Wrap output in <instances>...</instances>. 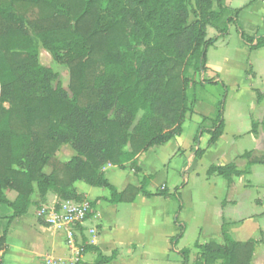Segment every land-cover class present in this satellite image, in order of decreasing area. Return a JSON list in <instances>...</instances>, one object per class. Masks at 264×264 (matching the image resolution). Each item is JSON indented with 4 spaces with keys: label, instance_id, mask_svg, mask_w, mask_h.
I'll use <instances>...</instances> for the list:
<instances>
[{
    "label": "trees",
    "instance_id": "obj_1",
    "mask_svg": "<svg viewBox=\"0 0 264 264\" xmlns=\"http://www.w3.org/2000/svg\"><path fill=\"white\" fill-rule=\"evenodd\" d=\"M189 4L190 0H0V207L8 206L12 218L26 213L33 184L41 200L50 192L59 201L74 203L85 201L76 192L77 182L106 189L109 197L101 199L111 204L132 203L139 194L147 199L167 196L165 189L146 190L152 175L141 176L139 187L128 185L117 192L102 168H129L139 175L143 152L180 136L188 112L186 88L194 82L186 74L189 69L196 75L206 70L207 49L217 40L206 39V29L225 36L228 26L237 24L238 13L221 0H193L191 8ZM190 14L195 18L191 23ZM249 42L250 50L264 47L263 39ZM38 44L57 65L68 68L71 98L57 75L39 65ZM223 113L224 104H218L207 146L223 133ZM255 129L252 124V134ZM63 145L74 155L57 163L55 154ZM195 154L201 156L203 150ZM250 156H241L247 160L243 171L229 163L210 167L207 174L231 184L233 177L247 175L251 165H264V157ZM7 190L16 192L14 201L6 199ZM94 204L88 202L90 208ZM89 216L90 212L86 219ZM221 237L223 245L194 243L193 264H251L257 241H234L224 220ZM78 249L98 252L83 237ZM179 255L181 264L189 263V249H181ZM113 259L115 253H98L94 264Z\"/></svg>",
    "mask_w": 264,
    "mask_h": 264
},
{
    "label": "rangeland",
    "instance_id": "obj_2",
    "mask_svg": "<svg viewBox=\"0 0 264 264\" xmlns=\"http://www.w3.org/2000/svg\"><path fill=\"white\" fill-rule=\"evenodd\" d=\"M221 1L226 7L237 10V24L229 25L227 35L222 37H218L217 32L208 26L206 39L211 41L215 38L217 40L207 49L206 70L200 75H196L189 69L186 74V77L193 79L194 82L189 83L186 88L188 112L183 121L185 128L180 140L184 155L172 160L167 175L166 170H158L176 151L178 142L171 143L164 150L161 148L150 150L143 161L146 174L153 176L146 190L154 193L156 190L165 189L168 193L166 197H161V199L157 197L151 199L150 207H145V211L147 208L157 210L156 232L152 236V239H155L156 250L155 254L151 256L153 259L147 260L148 264H162L157 259L161 257L158 249L165 246L162 235L170 234L171 231L175 230V226L171 224V216H168V211H173L176 216L182 211L180 219L185 225L181 231H184L185 236L181 242V247L190 250L191 258L197 254V250L193 247L196 240L210 241L206 240L204 236L200 238V231L203 233L206 230L214 233V227L218 224L215 207L218 205L217 201H223L226 189L223 185L225 180L221 177H217L213 186L206 185L212 183L208 179L211 175H208L207 171L210 165L218 166L227 163L229 160L224 159V157H229L232 153L241 154L252 151L254 146L247 130L251 128L253 118L262 121L264 130V47L256 50L249 49V38L264 40V0ZM191 7H193V0H190L188 5V8ZM212 10L216 11L214 2L212 3ZM194 20L195 18L190 14L188 22L191 23ZM252 43L254 44L255 41ZM38 63L42 67L50 68L57 75L62 88L71 98L68 68L57 65L40 44H38ZM252 71L261 78L254 83L247 79V76L255 75ZM198 101L200 103V106L197 105L198 111L204 113L207 118L203 123H201V117L194 114V107ZM218 104H224V133L222 140L215 147L207 148L206 141L210 137L211 120L215 117ZM4 108H8V105L5 104ZM140 116L141 112L136 115L134 124ZM193 121L201 124L197 135L198 143L193 141L197 134L194 135V131L191 129ZM205 129H210L208 134H206ZM198 148L205 150V154L201 158L195 154ZM73 155L74 152L68 146H61L55 154V160L57 163H63ZM250 157L258 160L263 158L254 155ZM179 170H181L180 173ZM50 171L51 166L44 168L45 173H50ZM118 172L119 169L114 168L108 172V175L114 180V177L119 174ZM243 178H245L244 183L242 185L236 183L235 190L228 193V196H232L237 201L236 222L238 224L243 223L242 226L246 225V230L250 232H253L256 227L264 229V206L259 205V201H264V166L254 164L251 168V175ZM238 182L240 181L238 180ZM183 187L185 188L179 195L177 192ZM164 200H167L166 203ZM82 203L88 204V201ZM59 205L56 204L57 207L55 206L54 209L58 210ZM3 226L2 223L0 227ZM77 226L80 225H76V229H78ZM141 227L143 226L141 225ZM260 239L263 240L264 237L261 235ZM21 245L23 246V244ZM13 251L11 261L8 255L5 256L7 264L31 263L29 258H24V251ZM75 251H78V248ZM68 254H71V247ZM82 263V259L78 256V264ZM251 264H264V246L257 252Z\"/></svg>",
    "mask_w": 264,
    "mask_h": 264
},
{
    "label": "crops",
    "instance_id": "obj_3",
    "mask_svg": "<svg viewBox=\"0 0 264 264\" xmlns=\"http://www.w3.org/2000/svg\"><path fill=\"white\" fill-rule=\"evenodd\" d=\"M252 72L255 75L247 76V79L250 80L249 82L254 83L261 79L256 72ZM219 80L223 82L221 79ZM256 103L259 105L258 102ZM197 105L200 106L199 101L194 107V114L199 117H206L204 113L198 111ZM250 118L252 119V116ZM192 123L191 129L194 131L195 135L199 127V122L193 121ZM252 124L256 125L255 134L251 133V128L247 130L254 146L252 151H249L250 155L264 157L263 123L260 119L253 118L251 121V127ZM184 128L185 124L182 123V132L180 136L175 137L162 145L149 148L140 155L138 160L140 168L139 175H135L132 170L126 168L124 170H119V174L114 177L113 180L110 175H108V172L117 168L106 165L102 168L105 178L117 192H122L128 185L139 187L141 176L148 175L143 167V161L146 154L152 149L161 148L164 150V148L168 147L171 143L178 142L176 144V151H174L172 155L170 154V158L165 164H162V168L158 170H166L167 175L172 160L184 155L180 146V140L184 134ZM209 130L210 129H205L206 134H208L207 132ZM223 133L213 145L207 146V140L206 147H215L218 142L222 140ZM203 151V154L199 156L200 158L205 154V150ZM243 154L244 152L241 154L232 153L229 157H224V159L227 158L226 160L229 161L223 163V165L233 163L238 170L243 171L247 165V160L241 158ZM223 165H210V167H219ZM253 166L254 165H251L247 175L233 177L231 184H227L225 181L223 184L226 189L225 197L222 202L217 201L218 205L215 207V214H217L216 222L218 224L214 227V233L212 234V232L206 230L203 233L200 231V238L204 236L206 240L214 241L219 245H223L224 243L221 237V220H224L227 232L234 241L246 242L248 240H254L258 242L255 246L251 263L257 255V252L264 246V239H260L261 235L264 237V229L256 227L253 232H250L246 230V225L242 226L243 223L238 224L236 222L237 201L233 199L232 196H228V193L235 190L236 183H239L240 185L244 183L245 178L243 177H249L251 175V168ZM242 167L243 169H241ZM180 172L181 170H179V173ZM217 177L219 176L212 174L208 178L212 181V185H206L213 186ZM238 180L240 182H238ZM74 187L77 194L81 195L85 201L91 203L95 202L93 208H91L90 216L81 226H79L80 229H76V227L50 224L46 220V216L52 212L56 204L59 205L67 201H59L56 196L50 192H48L44 199L41 200L35 184H33V194L30 197L31 204L27 208L25 214L12 218L13 212L8 206L4 205L0 207V225L2 223L4 225L3 227H0V238H3L4 248L3 264H7V261L5 260V256L7 257V255L11 261V253L14 252L13 250L19 252L24 251V258H29V260H31V263L29 264H37L39 258L46 255L63 258L69 253L70 247H74L75 249L79 248L81 237H83L90 245L98 249V252L87 251L79 253V257L83 261L82 264H94V260L98 253L105 257H109L112 253H115V259L107 264H148L147 260L150 258L153 259L151 256L155 254L156 247L154 245L155 239H152V236H154L156 232L157 210L155 208H147L145 211V207H150V203H152L151 199L155 197L161 199V197L154 196L147 199L139 194L132 203L111 204L102 200L103 198L108 199L109 197V193L106 189L90 187L82 182L75 183ZM184 188L185 187L181 188L177 193L180 195ZM4 195L10 202L14 201L17 196L16 192L10 190L5 191ZM164 201L166 203L167 200ZM259 205L263 207L264 201H259ZM168 213V216H171V224L175 226V230L171 231L170 234L162 235V240H164L165 246L158 249L161 257L157 259H159L162 264H181L182 258L179 255V251L183 249L181 247V242L185 236L184 231H182L180 237L178 236L180 235L181 228L185 225L183 224V220L180 219L182 211H180L177 216L174 215L173 211H168ZM140 224L143 227H141ZM239 225L241 227H236ZM261 240L263 241L262 243ZM210 241L205 242L196 240L200 245L206 244ZM21 244H23V246ZM195 258H197V254L192 258L189 257L188 264H193L196 260Z\"/></svg>",
    "mask_w": 264,
    "mask_h": 264
},
{
    "label": "built area",
    "instance_id": "obj_4",
    "mask_svg": "<svg viewBox=\"0 0 264 264\" xmlns=\"http://www.w3.org/2000/svg\"><path fill=\"white\" fill-rule=\"evenodd\" d=\"M59 209H53L52 212L46 216V220L52 225H63L75 227L82 225L86 220L87 214L90 212V207L87 203L76 204L74 202H64L59 205ZM71 247V254H67L63 258L52 256H43L39 258L37 264H78L79 249L75 251ZM4 248L0 246V264H3Z\"/></svg>",
    "mask_w": 264,
    "mask_h": 264
}]
</instances>
